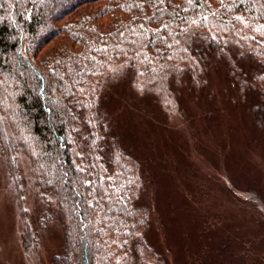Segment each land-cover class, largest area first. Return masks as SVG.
Listing matches in <instances>:
<instances>
[{
    "label": "trees",
    "instance_id": "16d2710c",
    "mask_svg": "<svg viewBox=\"0 0 264 264\" xmlns=\"http://www.w3.org/2000/svg\"><path fill=\"white\" fill-rule=\"evenodd\" d=\"M230 48L250 57L264 91V0H0V152L15 179L26 157L54 202L64 232L53 264L164 263L145 238L137 164L110 132L101 93L121 71L164 93ZM254 113L264 128L262 106Z\"/></svg>",
    "mask_w": 264,
    "mask_h": 264
},
{
    "label": "rangeland",
    "instance_id": "374dc122",
    "mask_svg": "<svg viewBox=\"0 0 264 264\" xmlns=\"http://www.w3.org/2000/svg\"><path fill=\"white\" fill-rule=\"evenodd\" d=\"M204 62L198 80L184 71L164 93L121 71L105 85L101 109L137 164L135 203L148 211L145 238L163 264H264L258 69L234 48ZM16 178L0 152V264H53L64 232L54 202L44 203L24 156L17 158ZM26 220L36 241L30 252Z\"/></svg>",
    "mask_w": 264,
    "mask_h": 264
}]
</instances>
